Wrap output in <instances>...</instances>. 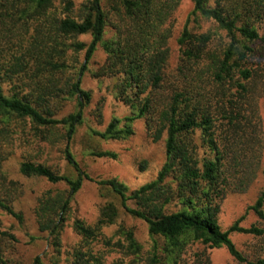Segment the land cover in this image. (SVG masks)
I'll use <instances>...</instances> for the list:
<instances>
[{"label":"trees","instance_id":"16d2710c","mask_svg":"<svg viewBox=\"0 0 264 264\" xmlns=\"http://www.w3.org/2000/svg\"><path fill=\"white\" fill-rule=\"evenodd\" d=\"M181 1L0 0V211L23 223L14 206L23 194L22 185L10 179L4 166L11 156L7 147L13 138L12 123L29 122L38 129L63 126L66 161L76 177L32 162L19 166L24 178L68 187L38 199L35 216L40 232L58 240L73 197L84 181H91L109 189L127 214L145 221L151 236L165 239L174 251L190 240L211 249L225 248L238 264H264V259L249 260L231 239L233 234L262 237L263 229L243 228L240 219L223 231L219 223L230 180L242 174L235 179L244 188L250 182L244 170L253 169L246 151L238 152L229 144L239 142L247 150L257 144L252 99L259 84L264 88V0H215V7L212 0H193V15L213 22L216 30L199 34L185 27L178 40V74L165 93L170 35L163 27ZM84 36L92 38L89 44L78 41ZM99 49L106 61L95 78L114 80L116 100L129 106L133 115L124 121L114 118L105 132L94 134L106 141L127 140L134 135L133 124L144 119L155 141L167 136L165 165L154 181L138 190L131 191L117 178L93 180L70 151L69 143L91 100L82 80ZM73 99L78 111L57 119L62 101ZM222 128H226V148L220 149L217 137ZM196 132H201L209 149L204 158L197 153ZM229 154L232 162L227 161ZM92 156L118 158L111 152ZM174 206L179 210L171 211ZM248 210L264 220V191ZM117 216L111 203L102 209L96 229L81 222H76V229L89 239ZM17 241L3 231L0 220V264H6L5 243ZM35 264L43 263L37 258Z\"/></svg>","mask_w":264,"mask_h":264},{"label":"rangeland","instance_id":"374dc122","mask_svg":"<svg viewBox=\"0 0 264 264\" xmlns=\"http://www.w3.org/2000/svg\"><path fill=\"white\" fill-rule=\"evenodd\" d=\"M84 1L77 0V3ZM214 2L211 1V7H215ZM194 8L193 0H182L163 27L170 35L167 45L169 59L164 71L165 93L171 91L178 74L181 60L178 40L185 27L199 34L216 30L213 22L193 15ZM91 40L90 36L78 38L79 42L86 44ZM105 61L106 55L99 49L83 77L82 89L91 94V100L84 109V122L78 127L69 147L81 169L93 180L117 178L134 191L154 181L162 170L166 163L167 136L165 134L160 141H155L144 119L133 124L134 135L127 140L106 141L94 134L105 132L114 118L124 121L133 115L129 106L116 100L113 94L114 80L95 78V72ZM80 62H84V54L80 56ZM257 87L252 99L258 118V125L254 121L256 126L252 129L255 130L257 144L249 150L239 142L229 144V148L234 146L238 152L246 151L249 162L253 163V169L244 170L250 182L240 188V183L235 179L242 176L238 175L240 172H236L238 176L230 180L219 216L223 231L240 219L243 228L255 226L264 230V220L248 210L264 191V88L261 84ZM77 111L78 102L75 99L64 100L58 107L56 118L63 119ZM12 129L13 138L7 147L11 156L4 166L10 179L22 185L23 194L14 206L24 220L21 224L0 211L3 231L10 232L18 240L16 243H5L3 259L6 264H35L37 258L43 264H238L225 248L211 249L201 242L189 240L180 250L174 251L165 239L151 236L145 221L127 214L109 189L91 181H84L80 191L73 197L58 240L56 236L40 232L35 216L38 199L49 191H68V187L65 183L54 185L44 179L24 178L19 175V166L24 162H32L47 166L59 175L76 177L77 173L66 161V131L63 126L38 129L29 122L20 121L12 123ZM201 136V132H196L194 141L198 155L204 158L209 149ZM225 138L226 128H222L217 137L220 149L226 148ZM96 152L115 153L118 158L112 160L92 156ZM229 155L227 161L232 162L233 156ZM111 203L118 209L114 223L102 226L96 230L94 237L86 239L76 229V222L83 223L86 228L96 229L102 209ZM130 205L135 207L133 203ZM178 210L175 206L171 209L174 212ZM231 239L249 260L264 259V236L233 234Z\"/></svg>","mask_w":264,"mask_h":264}]
</instances>
